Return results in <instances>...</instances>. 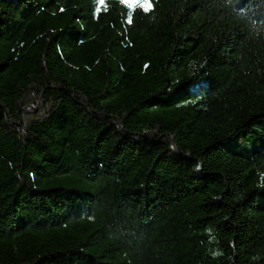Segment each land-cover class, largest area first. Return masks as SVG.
Here are the masks:
<instances>
[{
    "label": "trees",
    "instance_id": "16d2710c",
    "mask_svg": "<svg viewBox=\"0 0 264 264\" xmlns=\"http://www.w3.org/2000/svg\"><path fill=\"white\" fill-rule=\"evenodd\" d=\"M152 5L0 0V264H264V0Z\"/></svg>",
    "mask_w": 264,
    "mask_h": 264
},
{
    "label": "snow or ice",
    "instance_id": "6c2138e0",
    "mask_svg": "<svg viewBox=\"0 0 264 264\" xmlns=\"http://www.w3.org/2000/svg\"><path fill=\"white\" fill-rule=\"evenodd\" d=\"M126 3L130 4H139L141 7H144L145 11H148L152 7L151 0H125ZM99 5H104V0H99ZM100 9L98 8L97 11ZM129 22H131V16H129Z\"/></svg>",
    "mask_w": 264,
    "mask_h": 264
},
{
    "label": "clouds",
    "instance_id": "9594fccd",
    "mask_svg": "<svg viewBox=\"0 0 264 264\" xmlns=\"http://www.w3.org/2000/svg\"><path fill=\"white\" fill-rule=\"evenodd\" d=\"M98 4H99V0H97ZM151 3H152V0H151ZM154 6L152 5L151 9L153 8ZM106 10V9H105ZM146 14H147V11H146Z\"/></svg>",
    "mask_w": 264,
    "mask_h": 264
},
{
    "label": "rangeland",
    "instance_id": "374dc122",
    "mask_svg": "<svg viewBox=\"0 0 264 264\" xmlns=\"http://www.w3.org/2000/svg\"><path fill=\"white\" fill-rule=\"evenodd\" d=\"M130 4V3H129ZM130 5H135V4H130Z\"/></svg>",
    "mask_w": 264,
    "mask_h": 264
}]
</instances>
